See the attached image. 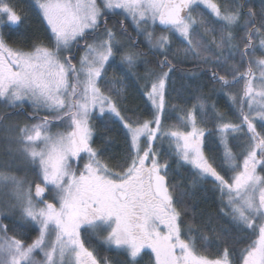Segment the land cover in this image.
<instances>
[{
    "label": "snow or ice",
    "instance_id": "snow-or-ice-1",
    "mask_svg": "<svg viewBox=\"0 0 264 264\" xmlns=\"http://www.w3.org/2000/svg\"><path fill=\"white\" fill-rule=\"evenodd\" d=\"M26 3L0 0V264H264V0ZM180 65L196 102L165 128ZM133 77L150 120L122 115Z\"/></svg>",
    "mask_w": 264,
    "mask_h": 264
},
{
    "label": "trees",
    "instance_id": "trees-1",
    "mask_svg": "<svg viewBox=\"0 0 264 264\" xmlns=\"http://www.w3.org/2000/svg\"><path fill=\"white\" fill-rule=\"evenodd\" d=\"M22 3V6L27 7L26 0H20ZM257 3H259V0H257ZM115 21L112 20L110 23H114ZM29 30L32 32H36L37 30L41 31L42 34V29L43 25H41L37 18L33 15L31 20L26 22L25 25L21 26V30ZM129 32L134 34L132 31V28L130 27ZM173 47L175 48L176 45L174 44ZM147 51V49H143ZM148 59H154V57L149 56ZM141 73L143 72V68L141 67L139 70ZM190 71V66L188 65H180L176 71L172 74V81H173V87L176 89V91H169V94L166 96V112H165V117L163 118V124L165 128H169L173 125H176L178 123V117L182 115V113L178 112L176 110V107L174 106H179V107H190L192 104H194L196 101L192 99V95L196 94L194 92L195 89V84H193V90H188L186 91L183 85H187L191 83L189 80L186 79L187 73ZM111 72L108 70L107 73V79L111 80L113 78V75L110 74ZM196 83L200 85H206V87H202L201 91L203 94L208 95L211 92L212 85L208 84L207 79L203 78ZM143 81H140L139 84L134 82V80H128L126 81V87H127V97L122 104L121 108L122 109H128V111H122V115L125 116H130L133 119L136 118V116H139L143 120H150L152 118L151 112L149 111L151 105L146 103V98L141 95L139 85H142ZM103 90L105 91V94L107 93V88L103 86ZM216 98L213 96V100ZM218 109L221 112H227V108L224 106V104L221 102L220 104L217 105ZM28 111H31V109H28ZM133 111L135 112L136 116H133ZM22 123L23 122H28V123H33L35 121H25L24 117H17ZM229 119H233V117L229 116ZM94 125L97 127V131H103L104 125L100 121H93L92 122ZM109 128H113L114 130L111 133H108V135L111 137V143H112V151L105 153L104 160L106 163H108L110 166L114 165L117 163V160H112L110 159L111 156L113 155H121L123 153V150L125 148V143H124V136L123 132L120 131V125H108ZM209 128H211V124L208 125ZM211 139V138H210ZM94 147H98L99 144H94ZM167 145H165L166 147ZM183 171V170H181ZM206 187L211 188L212 184L209 182ZM219 205V193H216L214 196L209 195V198L206 202L201 204V207L206 209L209 213L215 214L216 209ZM4 224H9L11 227V224L9 220H3L2 221ZM35 233L32 234V237L35 238ZM231 243V241H230ZM95 248L98 253L104 256H112L113 252L109 251L104 245H102L100 242L96 241L95 243ZM212 251H215V246H213Z\"/></svg>",
    "mask_w": 264,
    "mask_h": 264
},
{
    "label": "rangeland",
    "instance_id": "rangeland-1",
    "mask_svg": "<svg viewBox=\"0 0 264 264\" xmlns=\"http://www.w3.org/2000/svg\"><path fill=\"white\" fill-rule=\"evenodd\" d=\"M129 23H130V21H129ZM157 34H159V33H157ZM79 57H77V59H78ZM116 60H117V63L119 62V57L117 56V58H116ZM109 71L111 72L110 74L111 75H113V71H112V69L110 68L109 69ZM139 74L140 75H143L144 73L142 72H140L139 71ZM134 80V82H135V78L133 77V78H130V80ZM115 87H119V85H115ZM102 90H103V86H102ZM122 106V104L120 105V107ZM54 131H57V130H54ZM18 163V165L20 166V168H21V171H19V172H16L15 174L16 175H18V176H21V177H24L25 175H26V173H25V171H23V164H20V162L18 161L17 162ZM27 176H28V179L29 180H31L33 177H32V175H31V173H27ZM38 259L40 258L39 256L37 257Z\"/></svg>",
    "mask_w": 264,
    "mask_h": 264
},
{
    "label": "flooded vegetation",
    "instance_id": "flooded-vegetation-1",
    "mask_svg": "<svg viewBox=\"0 0 264 264\" xmlns=\"http://www.w3.org/2000/svg\"><path fill=\"white\" fill-rule=\"evenodd\" d=\"M54 130H63V129H56V128H53V131ZM98 242H100V241H98ZM102 244V243H101ZM102 245H104V244H102ZM107 249H108V246L107 245H104ZM95 247V246H94ZM96 249V248H95Z\"/></svg>",
    "mask_w": 264,
    "mask_h": 264
}]
</instances>
